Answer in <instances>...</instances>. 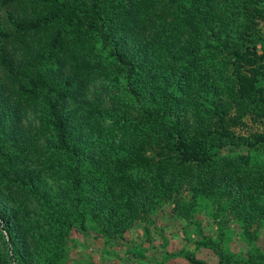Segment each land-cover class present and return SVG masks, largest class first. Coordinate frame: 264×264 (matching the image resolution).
Segmentation results:
<instances>
[{"label": "trees", "instance_id": "trees-1", "mask_svg": "<svg viewBox=\"0 0 264 264\" xmlns=\"http://www.w3.org/2000/svg\"><path fill=\"white\" fill-rule=\"evenodd\" d=\"M0 6V264H66L70 232L90 226L106 245L150 242L163 203L219 264H264V128H247L264 127V0ZM97 79L113 92L87 96ZM201 215L219 236L236 226L244 252L204 234Z\"/></svg>", "mask_w": 264, "mask_h": 264}, {"label": "rangeland", "instance_id": "rangeland-1", "mask_svg": "<svg viewBox=\"0 0 264 264\" xmlns=\"http://www.w3.org/2000/svg\"><path fill=\"white\" fill-rule=\"evenodd\" d=\"M6 11L0 6V25H6ZM108 80L97 79L89 86L88 95L106 97L110 92H106ZM34 117L27 114L22 118V124L27 127L34 125ZM248 121L247 128L250 130L263 129L260 124ZM243 132L244 129H236ZM10 205L0 200V250L12 254L10 247L8 230L2 222V216H10ZM172 205L163 203L155 209L150 216L146 218L148 223L153 220L150 233V242L139 238L138 243H120L115 242L112 245H106L103 238L98 235L97 230L90 226L88 233L79 230L70 232L67 243L66 264H190L186 260L187 255L193 254L195 257L204 260L207 264H219V256L213 247L206 246L204 243H198L203 236L196 235V229L193 224L181 220L172 211ZM30 216H35L30 213ZM201 222L202 231L207 236L217 240L218 225L207 216H196L193 219ZM136 233L141 237L142 227H137ZM237 227H227L224 234L219 236V245L225 250L238 254L244 252L247 242L239 235ZM134 240V239H132ZM202 242V241H200ZM264 249V225L259 230V238L253 245ZM229 246V247H228ZM10 260V258H9ZM234 264H238L234 261Z\"/></svg>", "mask_w": 264, "mask_h": 264}]
</instances>
